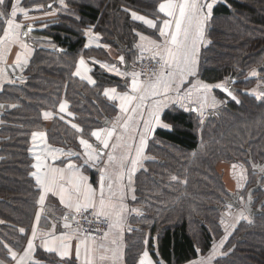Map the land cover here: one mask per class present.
Here are the masks:
<instances>
[{
	"label": "trees",
	"instance_id": "trees-1",
	"mask_svg": "<svg viewBox=\"0 0 264 264\" xmlns=\"http://www.w3.org/2000/svg\"><path fill=\"white\" fill-rule=\"evenodd\" d=\"M52 2L59 0H25L23 6L37 20L51 10L45 6ZM65 2L67 9L54 20L36 23L37 34L48 37L52 47L33 43L31 58L21 74L24 83L17 80L0 94L8 106L0 126V220L5 222L0 224V240L20 249L26 239L18 230L29 229L38 208V189L30 175L31 133L45 132L50 144L78 145L80 134L71 123L87 129L84 138L92 140L90 131L114 114L103 91L120 89L121 80L100 66L92 71L94 85L73 75L81 56L109 62L104 49H85V31L93 27L102 43L119 49L115 38L131 42L137 28L126 10L154 18L162 0ZM208 39L201 54V78L215 84L237 75L233 91L240 103L215 90L224 103L215 118L204 121L200 135L190 114L170 113L176 117L175 129L156 133L149 148L154 160L137 178L138 200L145 211L142 226L149 229L150 236L147 245L143 232L136 233L138 239H128L129 260L145 246L153 253V242L166 264H190L207 254L215 236L221 237L223 232L221 212L230 198L225 167L247 168L248 187L260 176L252 167L256 161H264V100L252 93L258 84H264L262 79V83L257 81L264 77V0H227L216 6ZM252 70L257 71L256 77L250 76ZM64 100L74 115L61 120L59 102ZM13 104L17 106L11 107ZM45 111L53 113L50 120L43 118ZM253 197L255 206L264 199V174L262 188ZM250 221L237 225L212 264H264V209ZM3 258L9 257L0 247Z\"/></svg>",
	"mask_w": 264,
	"mask_h": 264
},
{
	"label": "snow or ice",
	"instance_id": "snow-or-ice-1",
	"mask_svg": "<svg viewBox=\"0 0 264 264\" xmlns=\"http://www.w3.org/2000/svg\"><path fill=\"white\" fill-rule=\"evenodd\" d=\"M221 2L227 4V0H162L153 19L131 12L132 20L142 22L157 35V38H152L137 32L140 42L134 44L140 51V59L145 58V51L149 53L147 59L154 65L151 76L141 80L140 73L135 70L120 71L115 65L111 66L115 74L124 79L120 91L117 87H108L103 91L104 97L111 102L108 107L114 113L112 118L105 120L96 130L90 131V136L95 138L94 143L84 138L87 129L71 123V127L80 134L78 139L82 152L72 149L65 152L62 148L51 147L46 142L44 132L31 133L33 145L38 140L44 144L40 154H36L34 148L29 149L36 161L31 165L35 171L30 175L38 189L37 203L40 206L35 213V221L37 224L41 221L45 201L51 194L58 197L59 205L62 206L60 218L63 231L56 234L57 223H52L49 231L39 233L33 226L31 236L22 237L26 239V247L22 250L17 245L0 240V247L10 257L0 259V264H44L42 259L36 258L38 237L44 252L56 253L64 264H160L153 260L146 248L131 256L130 260L125 257L124 235L137 231L130 226L131 220L135 219L133 214L143 216L140 208L129 205V200L136 201L134 177L143 167V161L148 159L145 151L149 141L154 139L159 130L171 132L175 129L176 117L170 113L179 111L190 114L197 121V129L202 130L207 110L224 103L217 99L215 90L231 97L237 104L240 103L230 86L235 81L229 78L213 84L200 78L201 48L210 43L207 28L216 5ZM59 5L60 10L68 7L65 0H59ZM47 7L51 9L52 5ZM18 12L23 13L25 18L28 17V11L20 7L19 0H0V27L3 32L0 36V61L11 46L18 45L21 49L12 68L13 73L17 69L23 71L31 55L24 38L33 28H25L22 23L17 22ZM90 34L91 27L85 31L86 36ZM93 39L99 38L92 34L84 47L89 48ZM97 46L109 47L100 44ZM119 60L124 63L125 57L120 56ZM85 63V59L81 57L73 75L81 80L87 79L89 84L94 85L96 81L85 75ZM257 75L256 70L250 72L252 77ZM17 79L24 83L22 75L10 78L6 76V70L0 68V91H3L5 83L15 85ZM261 79L264 80V77ZM252 94L257 99L264 100V84H258ZM16 106L11 105L13 108ZM3 107L4 105H0V108ZM59 113L62 114L61 120L65 116L74 115L69 111L66 100L59 102ZM52 115V112L45 111L43 118L47 120ZM60 156L77 159L59 160ZM87 168L97 171L98 179L95 183L90 182L85 173ZM172 179L176 180L177 177L172 176ZM237 200L239 206L233 211V205L226 203L228 211L220 217V223L224 227L223 239L219 244L212 245L207 257L193 261L192 264H212L217 249L223 247L230 230H234L242 220H249L251 193L247 199L239 196ZM261 208L264 209V205ZM225 217L229 219L226 220ZM44 219L47 224L48 217L45 216ZM82 220H86L89 225L95 224V227L91 230L85 228ZM3 223L5 222L0 220V224ZM18 231L24 234L26 230L20 227ZM144 244H148L147 239H144Z\"/></svg>",
	"mask_w": 264,
	"mask_h": 264
},
{
	"label": "crops",
	"instance_id": "crops-1",
	"mask_svg": "<svg viewBox=\"0 0 264 264\" xmlns=\"http://www.w3.org/2000/svg\"><path fill=\"white\" fill-rule=\"evenodd\" d=\"M24 2H25V0H19L20 7L25 8L23 6ZM221 3H223V2H221ZM221 3H218L216 6H218ZM57 5H59V3H57ZM62 11L63 10H60V5H59V7H56V8L52 7V9L50 11H48L46 14H44V16L42 18H39L37 20H33L34 17H32L33 15H31L32 13H30V12H29L30 15L28 14L27 18H25L23 16V13L18 12L16 19H17V22L22 23L25 28H27L28 26L36 27V23H38L40 21H43V20H48V21L54 20L58 16V13H61ZM160 15H162V14H160ZM144 17H146L148 19H153V18H150L148 16H144ZM135 23L137 24V28H135L133 30V32H132L133 36H134V39L131 42L123 41V43H128L129 44V48H128L127 51H120V49H118V48H114L111 45L102 43L100 37L98 36V34L94 32V28L91 27V34L88 35V36L85 35L86 42L91 38L92 34H95L96 36H98L99 39L98 40L93 39V42H92L91 46L89 48H85V49L88 50V49H93V48L94 49L103 48L106 51V53L109 54V57H108L109 62H104L101 59H96V58H91V57L87 58L85 56H81V57H83L85 59V62H86L85 63V75L86 76H91L92 79L95 80L93 75H92V71L94 70L95 66H100L101 67V65H104V67H102V68L105 71H107V73L110 74L111 76L116 77L119 80H121L122 81V85H123L124 79L122 77L116 75L115 72L112 70L111 66L115 65L116 68L119 69L120 71L127 70V71L131 72V71L135 70V69H133V65L135 64V62L137 60L138 53L140 52L137 48L133 49L134 44L140 42L139 41V37L136 35V33L140 32V33H142L145 36H151L152 38H157V35L155 34L153 29H149L146 25H144L140 21L139 22H135ZM37 28H38V31H39V27H37ZM208 29H209V25H208L207 33H206L207 34V38H208ZM38 31L35 32V33H29V35L24 38L26 43L29 45V51H30L31 54H32V51H31L32 47L31 46L33 45V43H40L41 46L52 47L50 39L48 37L40 36L39 34H37ZM2 34H3L2 27H0V36H2ZM97 44L108 45L109 47H107V48L106 47H98ZM204 48L205 47L201 48V54H202V51H203ZM20 52H21V49H20V47L18 45H13V46H11L10 49H8L6 52H4L3 60L0 61V68H3V69L6 70V76L7 77L16 78L17 76H20V74L27 68V66H26L23 69V71H20L19 69H17L15 73L12 72V68L15 66V63H16V57H17V55ZM120 56H124L125 57V62L124 63H121V61L119 60ZM30 58H31V55H30L28 61L30 60ZM127 63H129L130 66H127ZM200 78H201V75H200ZM83 80L88 83L87 79H83ZM90 85H93V84H90ZM7 86H12V85H9V84L5 83L3 85V91H4V89ZM117 90L120 91V89H117ZM3 91H0V94ZM215 95H216L218 100H221L216 93H215ZM221 101H223V100H221ZM0 105H4L3 108H0V121L3 122V117L5 116L6 112L8 111V109H6V107L8 108V106H7L6 103H4L1 100H0ZM222 105H223V103L218 105V107L215 108V109L207 110L206 113H209L211 111H216V110L220 109ZM52 117H53V115L50 116L47 120H50V118H52ZM65 117L68 118V117H71V116H65ZM110 118H112V117H110ZM2 122H0V126L2 125ZM45 139H46L47 144L50 145L51 147H54V148H57V149H61L62 148V149H64L65 152H67L69 149H72L73 151H80V152L83 151L82 147L79 145V139H78V145H72V146H68V147L65 146V145L50 144L48 139H47L46 133H45ZM154 139H155V137H154ZM153 140L149 141L148 148L145 151V155L148 157V159H145L143 161V167L140 168L136 172L135 177H134V181H135V185L134 186H135V190H136L135 191L136 201L129 200V205L137 207V208H140L142 210V212H143V216L145 214V211H144V207L141 205V203L138 200L139 198H138V179L137 178H138V175L147 168V164L154 160V156H153L152 153H150V150H149L150 144H151V142ZM89 142L94 143L95 142V138L92 137V140H89ZM43 147H44V144L42 142H40L39 140L36 142L35 145H33V142L31 141L30 149L34 148V151H35L36 154H40V150ZM31 153H32L33 164H34V163H36V161L34 159L33 152H31ZM66 159L76 160L77 158L76 157H67V156H60L59 157V160H66ZM59 160L57 161V163H59ZM49 162L51 163V161H49ZM33 171H35L34 168H33ZM85 173L89 176L90 182L95 183V181H97L98 173H97V171L95 169L87 168L85 170ZM39 208H40V206H39ZM39 208H37L36 211L39 210ZM44 208L49 210L52 214L60 216V212H61L62 206L59 205L58 197H54V196H51V194H49V197L45 201ZM45 216L48 217L47 224H46L45 219H44ZM133 216L135 217V219L131 220V225L130 226H131L132 229L137 230V231H134V232H131V233H125V235H124V252H125L126 259H127V250H128V247H129L128 239H138L136 237L137 236L136 233H142V232L144 233V239H149V236H150L149 229H144L143 226H142V218H143V216H136L135 213L133 214ZM52 223H56L54 221V217L52 215H45L43 212H41V221L37 224L36 221H35V214H34V217L32 219L30 227L24 233V235H25V237H30L31 236V228L33 226H35L37 228L38 233L42 232V231H49L51 229V224ZM61 231H63L62 223H57V232H56V234L59 235ZM153 239L156 241V239H158V237L154 235ZM36 244H37L36 258L42 259L44 261V264H64V261H61V258L56 253L49 254V253L44 252V249H43V247L41 245V239L39 237L36 240ZM152 246H153V253L147 248V246H145V248L152 255L153 260L154 261H159L160 264H166L159 257V255L157 253V243L155 244L153 242ZM23 247H26V240H25L24 244L22 245L21 250L23 249ZM154 253H156V256H154ZM72 259H74V253H73ZM190 264H192V263H190Z\"/></svg>",
	"mask_w": 264,
	"mask_h": 264
},
{
	"label": "rangeland",
	"instance_id": "rangeland-1",
	"mask_svg": "<svg viewBox=\"0 0 264 264\" xmlns=\"http://www.w3.org/2000/svg\"><path fill=\"white\" fill-rule=\"evenodd\" d=\"M100 49H103V48H100ZM197 133L200 135L201 134V130L198 129ZM225 168H226V172H227L226 173V177H225V184L227 183L226 185H227L228 191L229 192H232V193H235V192L239 191V192L242 193V196L246 199V196H247V193H248L249 189L252 188V187H254L256 185V183H255L251 187H248V170H247V168H245L244 166H239V165H230V166L225 167ZM238 184L240 185L239 187H238ZM226 211H228L227 208H225L221 212V215L224 212H226ZM233 211H234V209H233ZM225 219L227 220V219H229V217H225ZM249 220H250V217H249ZM242 221H248V220H242ZM237 225L235 226V228L237 227ZM221 226H222V230H223L222 236L221 237H219V236L216 237L215 236V238L213 239V244L214 243L215 244H219L220 240L223 239V237H224V227H223V225H221ZM234 231H235V229L234 230H230V235L228 236L227 240L224 242L223 247L217 249L216 255L214 256V258L212 260V263L221 254L224 246L226 245V243L229 240V238L233 235ZM216 232H217V230H215V233ZM211 249H212V247H211ZM211 249H210V251H211ZM209 252H207V254H205V255L199 256L196 261L201 260V259L207 257L208 254H209Z\"/></svg>",
	"mask_w": 264,
	"mask_h": 264
},
{
	"label": "water",
	"instance_id": "water-1",
	"mask_svg": "<svg viewBox=\"0 0 264 264\" xmlns=\"http://www.w3.org/2000/svg\"><path fill=\"white\" fill-rule=\"evenodd\" d=\"M49 4H51L52 7H53V6L56 5L57 3H56V2H52V3H49ZM49 4H47V5L45 6V9H46V10H50V9L47 7ZM51 9H52V8H51ZM32 28H33V30H32V32H30V33H35V32L38 31V28H37V27H32ZM115 42L117 43V45H118L120 51H127V50H128V48H129V44H128V43H123V42H121L117 37L115 38ZM133 49H135L134 46H133ZM61 50H62L61 48H58V49H57L58 52H61ZM127 66H130L129 63H127ZM260 69H261V68H258L257 70L260 71ZM17 77H18V76H17ZM231 80H233V81H235V83H237L238 76H237V75L234 76ZM235 83L230 85V86L232 87V89H233V86L235 85ZM220 111H221V109H218V110H216V111H211V112H209L210 114H208L207 119H208V118H215V117L220 113ZM108 119H111V118H109V117L105 118V120H108ZM105 120L101 122L102 125L104 124ZM65 146L68 147L69 145H68V144H65ZM256 165H257V166L260 165V162H257ZM261 166H262V169H261L260 171H258V172L260 173V176H259L258 179H257L256 185H255L254 187H252V188L249 189V191H248V193H247V196H246V199H247L249 193H251V201H252V203H251V215L249 216L250 218H253V217H255L256 215L261 214V213H262L261 205H264V199H263V200L258 204V206H257L256 208H254V202H255V199H254L253 195H254V193L258 192V191L261 189V186H262L261 182H262V174L264 173V163H263V165H261ZM252 169H253V168H252ZM239 196H241V193H240V192H238V193H236V194H231V196H230V197H231V201L229 202V204L233 205V208H236V207L239 206V204H238V200H237V197H239ZM218 209H221V208L218 207Z\"/></svg>",
	"mask_w": 264,
	"mask_h": 264
},
{
	"label": "built area",
	"instance_id": "built-area-1",
	"mask_svg": "<svg viewBox=\"0 0 264 264\" xmlns=\"http://www.w3.org/2000/svg\"><path fill=\"white\" fill-rule=\"evenodd\" d=\"M131 12H134V11H131V10H127L126 13L131 17ZM138 15H141L139 14L138 12H136ZM142 16V15H141ZM132 19V18H131ZM136 22H139V21H136ZM149 53L147 51L144 52V59H140V52H139V55H138V60H137V63L134 65V68L140 73V79L141 80H145V79H148L153 70H154V65L152 63V61H150L149 59H147ZM6 109H8L6 107ZM43 213L45 215H52L54 217V221L56 223H63L60 216L58 215H55V214H52L49 210L45 209L43 211ZM82 225L85 227V228H88L89 230H91L92 228L95 227V224H92V225H89L88 222L86 220H82Z\"/></svg>",
	"mask_w": 264,
	"mask_h": 264
},
{
	"label": "flooded vegetation",
	"instance_id": "flooded-vegetation-1",
	"mask_svg": "<svg viewBox=\"0 0 264 264\" xmlns=\"http://www.w3.org/2000/svg\"><path fill=\"white\" fill-rule=\"evenodd\" d=\"M257 162H260V165L257 166V165H256ZM263 163H264V161H256V162L253 164V167H252V168H253L254 170L260 171V170L262 169V166H261V165H263ZM263 174H264V173H263ZM263 174H262V175H263ZM261 184H262V182H261ZM261 188H262V186H261ZM238 192H239V191H237V192H235V193L229 192L228 195H229V197H230L231 194H236V193H238ZM241 196H242V194H241ZM254 199H255V198H254ZM230 201H231V197L229 198V200H227V204H229ZM257 206H258V205L255 206V202H254V208H256ZM225 208H226V206L224 207V209H225ZM224 209H223V210H224ZM233 209L235 210V208H233ZM220 210H221V209H220ZM253 218H254V217H253ZM253 218H252V219H253ZM235 229H236V228H235Z\"/></svg>",
	"mask_w": 264,
	"mask_h": 264
}]
</instances>
